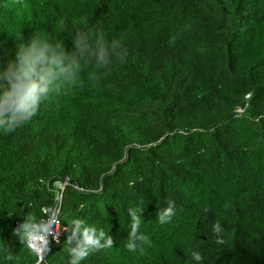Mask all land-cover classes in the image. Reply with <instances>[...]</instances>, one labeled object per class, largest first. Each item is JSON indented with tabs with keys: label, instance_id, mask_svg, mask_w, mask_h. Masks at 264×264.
<instances>
[{
	"label": "trees",
	"instance_id": "16d2710c",
	"mask_svg": "<svg viewBox=\"0 0 264 264\" xmlns=\"http://www.w3.org/2000/svg\"><path fill=\"white\" fill-rule=\"evenodd\" d=\"M78 32L94 49L102 32L110 63L86 55L75 86L0 129V264H36L14 230L61 192L40 264H69L77 219L113 238L80 264H264V0H0V66L34 39L75 51Z\"/></svg>",
	"mask_w": 264,
	"mask_h": 264
},
{
	"label": "clouds",
	"instance_id": "9594fccd",
	"mask_svg": "<svg viewBox=\"0 0 264 264\" xmlns=\"http://www.w3.org/2000/svg\"><path fill=\"white\" fill-rule=\"evenodd\" d=\"M97 35V47L94 49L90 38L78 32L73 41L75 51L71 52L59 42L49 44L48 38L34 39L30 45L21 46L6 67L0 66V129L8 133L23 126L36 114L41 102L47 100L50 94H59L65 86H75L79 82L81 72L80 59L86 55L94 57L98 66L109 64L110 60H105L108 41L102 32H97ZM113 42L112 54H117L121 45L118 41ZM143 210H128L131 231L125 247L130 252H136L140 243H149L150 246L148 237L138 234ZM174 215V201H169L166 208L159 209L156 213L161 225L169 223ZM53 225L59 233V222L55 214L38 221L34 216L28 215L14 230L19 241L26 243L39 257L36 264H40L44 255L50 251L49 237L53 235ZM64 231L70 233L66 240L71 256L69 264H80L92 252L113 246L112 236L102 229L98 231L95 226L86 225L83 220H73ZM213 231L216 234L222 231L219 222L213 225ZM217 243H223V240L218 239ZM140 253L143 254L142 248ZM192 257L197 262L202 259L201 254L195 251ZM7 259L11 260L13 257L9 255Z\"/></svg>",
	"mask_w": 264,
	"mask_h": 264
},
{
	"label": "built area",
	"instance_id": "2783aa9c",
	"mask_svg": "<svg viewBox=\"0 0 264 264\" xmlns=\"http://www.w3.org/2000/svg\"><path fill=\"white\" fill-rule=\"evenodd\" d=\"M59 187L62 189V188H63V185H61V186H59ZM60 197H61V194L57 197V199H56V203H55V205H54L52 211L50 212V214H55V216H56V218H57V220H58V222H59V231H60V232L57 233V232H56V226L53 225V228H52V233H53V235L49 237V241H52V242H54V243H57V242H58V240H59V238H60L61 231L63 230V227L61 226L60 221H59V219H58V217H57L58 211H59V209H60V205H59V203H60ZM50 214H49V215H50ZM46 219H47V218H46ZM57 237H58V239H57ZM27 247H28V246H27Z\"/></svg>",
	"mask_w": 264,
	"mask_h": 264
},
{
	"label": "water",
	"instance_id": "95a60500",
	"mask_svg": "<svg viewBox=\"0 0 264 264\" xmlns=\"http://www.w3.org/2000/svg\"><path fill=\"white\" fill-rule=\"evenodd\" d=\"M61 194H62V192H61Z\"/></svg>",
	"mask_w": 264,
	"mask_h": 264
}]
</instances>
